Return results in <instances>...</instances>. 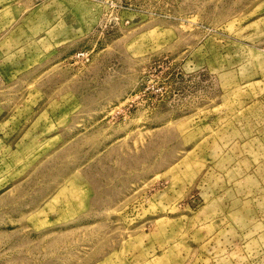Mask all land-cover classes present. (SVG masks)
<instances>
[{"label":"rangeland","instance_id":"1","mask_svg":"<svg viewBox=\"0 0 264 264\" xmlns=\"http://www.w3.org/2000/svg\"><path fill=\"white\" fill-rule=\"evenodd\" d=\"M0 264H264V0H0Z\"/></svg>","mask_w":264,"mask_h":264}]
</instances>
